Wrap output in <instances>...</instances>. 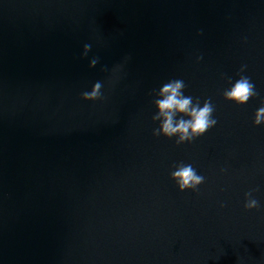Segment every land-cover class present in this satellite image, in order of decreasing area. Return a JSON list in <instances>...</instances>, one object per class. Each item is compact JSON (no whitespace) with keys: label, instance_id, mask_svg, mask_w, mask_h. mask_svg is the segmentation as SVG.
Returning a JSON list of instances; mask_svg holds the SVG:
<instances>
[{"label":"water","instance_id":"water-1","mask_svg":"<svg viewBox=\"0 0 264 264\" xmlns=\"http://www.w3.org/2000/svg\"><path fill=\"white\" fill-rule=\"evenodd\" d=\"M171 79L215 106L192 143L152 135ZM262 97L264 0H0V264H264Z\"/></svg>","mask_w":264,"mask_h":264},{"label":"clouds","instance_id":"clouds-1","mask_svg":"<svg viewBox=\"0 0 264 264\" xmlns=\"http://www.w3.org/2000/svg\"><path fill=\"white\" fill-rule=\"evenodd\" d=\"M83 56H86L91 48L90 44H84ZM201 57H197L200 60ZM98 63V58H93L89 67H95ZM246 65H241L238 78L233 80L227 78L228 87L222 91V96L236 104L243 105L251 98L259 96L255 84L251 78L244 75ZM103 84L101 81H96L90 91L81 93L83 100H102ZM187 85L182 79H171L162 84L159 89H153L151 95L155 98L152 103L156 109L151 119L157 124L152 129V135L155 137L163 136L168 139H173L176 145L192 143L197 138L203 136L209 129L217 124V119L214 115L215 106L210 99L201 101L199 97H193L185 94ZM260 107L254 113L253 125H264V97L260 99ZM224 172L225 169H221ZM170 178L175 182L177 189L181 192L185 190L197 191L198 186L204 183L205 177L198 174L197 170L190 163L179 162L173 165V170L169 173ZM258 188L252 189L244 194L245 209H253L260 207L257 199L253 197V192L258 191ZM223 207V204H221Z\"/></svg>","mask_w":264,"mask_h":264}]
</instances>
